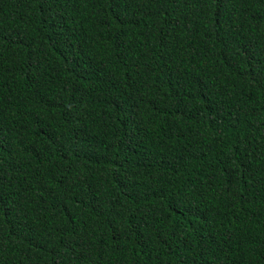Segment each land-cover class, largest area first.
I'll use <instances>...</instances> for the list:
<instances>
[{"label":"trees","instance_id":"obj_1","mask_svg":"<svg viewBox=\"0 0 264 264\" xmlns=\"http://www.w3.org/2000/svg\"><path fill=\"white\" fill-rule=\"evenodd\" d=\"M0 264H264V0H0Z\"/></svg>","mask_w":264,"mask_h":264}]
</instances>
